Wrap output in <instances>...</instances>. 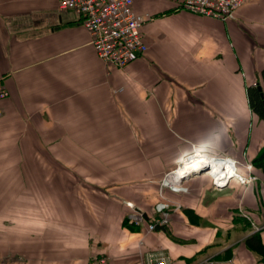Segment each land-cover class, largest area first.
I'll list each match as a JSON object with an SVG mask.
<instances>
[{
	"label": "crops",
	"instance_id": "0c3cea01",
	"mask_svg": "<svg viewBox=\"0 0 264 264\" xmlns=\"http://www.w3.org/2000/svg\"><path fill=\"white\" fill-rule=\"evenodd\" d=\"M134 8L148 49L119 68L74 9L0 0V264H145L151 252L264 264V188L216 187L205 172L187 190L162 182L194 152L243 165L264 147L248 94L262 80L264 0L225 21L182 0ZM164 200L163 228L131 222L135 210L155 221Z\"/></svg>",
	"mask_w": 264,
	"mask_h": 264
},
{
	"label": "built area",
	"instance_id": "2783aa9c",
	"mask_svg": "<svg viewBox=\"0 0 264 264\" xmlns=\"http://www.w3.org/2000/svg\"><path fill=\"white\" fill-rule=\"evenodd\" d=\"M58 1L61 9H74L82 17L98 55L110 66L124 68L138 54L148 49L142 32L146 15L135 10L134 0ZM244 2L245 0H182V8L225 21L234 17ZM9 95L10 92L0 74V101ZM172 171L168 172L166 177ZM163 184L169 186L166 180ZM171 188L181 190L176 187ZM182 189L187 190V188ZM128 204L135 208L132 202ZM179 207L180 205L177 208ZM156 208L160 216L155 221L145 220L144 214L135 210L130 216L131 222L137 225L146 222L148 231L155 230L158 225L165 224L169 220L170 201H161ZM144 262L145 264H169V259L165 254L151 252L144 256Z\"/></svg>",
	"mask_w": 264,
	"mask_h": 264
},
{
	"label": "bare ground",
	"instance_id": "6f19581e",
	"mask_svg": "<svg viewBox=\"0 0 264 264\" xmlns=\"http://www.w3.org/2000/svg\"><path fill=\"white\" fill-rule=\"evenodd\" d=\"M205 170L218 185L227 183L231 177L238 174V166L233 159L198 152L185 158L168 177H165L166 182L171 187L182 189L179 183L181 179Z\"/></svg>",
	"mask_w": 264,
	"mask_h": 264
},
{
	"label": "rangeland",
	"instance_id": "374dc122",
	"mask_svg": "<svg viewBox=\"0 0 264 264\" xmlns=\"http://www.w3.org/2000/svg\"><path fill=\"white\" fill-rule=\"evenodd\" d=\"M219 157H221V156H219ZM227 158L233 159L231 157H227ZM234 160L236 161L237 166H238V174H236L234 177H231V179L228 180L227 183H224L221 186L218 185L217 183H215L213 177L210 174H208L209 176H207V175L205 176L208 179V182L211 181V183H213V184L215 183L214 186H216V187H226V186H229L233 181L236 180V181H239L238 183L236 182V184L240 183V185L247 187V188H254V187L264 188V175L259 170H256L252 166L251 163H244L243 165L242 164L239 165L237 160L236 159H234ZM202 172H205L207 174V170L202 171ZM167 173H166L165 177L167 176ZM165 177L163 178L162 182H165V180H166ZM182 180L183 179H181L179 182V183H181V187L187 188V186H185V184H184V180L183 181ZM248 218H250V216ZM250 220H251V218H250Z\"/></svg>",
	"mask_w": 264,
	"mask_h": 264
},
{
	"label": "trees",
	"instance_id": "16d2710c",
	"mask_svg": "<svg viewBox=\"0 0 264 264\" xmlns=\"http://www.w3.org/2000/svg\"><path fill=\"white\" fill-rule=\"evenodd\" d=\"M261 74L262 80H259L256 85L250 87L248 94L251 107L262 119H264V68ZM252 166L264 175V147L253 159ZM255 238H258L257 234L253 236V239Z\"/></svg>",
	"mask_w": 264,
	"mask_h": 264
},
{
	"label": "water",
	"instance_id": "95a60500",
	"mask_svg": "<svg viewBox=\"0 0 264 264\" xmlns=\"http://www.w3.org/2000/svg\"><path fill=\"white\" fill-rule=\"evenodd\" d=\"M260 88H261V86H260ZM157 228H163V225H158Z\"/></svg>",
	"mask_w": 264,
	"mask_h": 264
}]
</instances>
